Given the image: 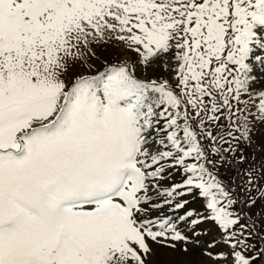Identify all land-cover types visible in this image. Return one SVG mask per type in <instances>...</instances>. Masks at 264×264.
I'll return each instance as SVG.
<instances>
[{
    "label": "snow or ice",
    "instance_id": "1",
    "mask_svg": "<svg viewBox=\"0 0 264 264\" xmlns=\"http://www.w3.org/2000/svg\"><path fill=\"white\" fill-rule=\"evenodd\" d=\"M109 43L123 60L71 71ZM258 122L264 0H0V264H149L148 240L264 264Z\"/></svg>",
    "mask_w": 264,
    "mask_h": 264
},
{
    "label": "rangeland",
    "instance_id": "2",
    "mask_svg": "<svg viewBox=\"0 0 264 264\" xmlns=\"http://www.w3.org/2000/svg\"><path fill=\"white\" fill-rule=\"evenodd\" d=\"M87 58V63L91 65L90 68L86 67L83 63H77L71 71L73 73H86L93 74L95 71L102 68L106 63L119 62L125 58V53L121 52L120 47L114 43H109L107 45L100 44L99 46L93 44L92 51L95 53L94 56L87 53V50H84ZM137 75L141 78V72L138 70ZM162 75L161 72H149L148 78H155ZM174 83V82H173ZM252 144L248 146L241 143L240 147L243 148L244 153L247 155L249 160H255L259 162L261 159H264V123L258 122L255 124L251 131ZM240 155V151H237L236 156ZM229 171H232L229 169ZM221 172L224 173V169H221ZM175 176L182 179L179 172H175ZM224 178L227 179L228 176L225 173ZM164 182L167 183L166 180ZM155 199V197L153 198ZM179 199L188 200L189 203L185 206L184 209L178 210L174 215H183L187 210H194L196 213L205 212V203L204 198L199 197L198 194H193L190 196H184ZM179 202V200H177ZM249 216L256 220V227L261 229V232H264V215L261 213V207L259 205L246 208ZM165 215L172 214L169 212L168 208L163 209ZM160 213L152 212L151 216H157ZM195 218V217H193ZM243 222V221H242ZM179 228L185 232L189 237L193 234V228L188 226L186 222H180ZM196 232L199 233V239L205 243L211 242L213 238L218 236V231L211 221L203 222L195 226ZM207 234H204V233ZM148 243L153 249V255L149 258V264H212L206 256L202 255V247L195 246L193 244H188V250L183 251L184 245L177 243L175 249L170 248L167 244L161 246L151 240H148ZM218 249H212L213 252H216Z\"/></svg>",
    "mask_w": 264,
    "mask_h": 264
}]
</instances>
